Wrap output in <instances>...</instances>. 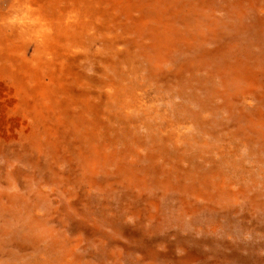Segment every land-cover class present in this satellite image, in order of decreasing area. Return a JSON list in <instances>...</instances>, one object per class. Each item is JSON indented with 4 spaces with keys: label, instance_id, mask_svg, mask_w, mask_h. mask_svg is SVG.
Here are the masks:
<instances>
[{
    "label": "bare ground",
    "instance_id": "6f19581e",
    "mask_svg": "<svg viewBox=\"0 0 264 264\" xmlns=\"http://www.w3.org/2000/svg\"><path fill=\"white\" fill-rule=\"evenodd\" d=\"M220 7L0 0V143L30 138L47 116L48 132L88 139L113 173L119 166L143 179L139 189L152 186L150 176L174 183L188 203L184 226L199 224L198 214L264 211V44L252 50V41L236 38L241 20L218 15ZM121 143L139 151L121 158ZM2 181L0 264L85 263L56 227L53 199L38 180L17 184L11 172ZM89 242L104 252L99 239ZM114 254L119 260L113 248L105 264Z\"/></svg>",
    "mask_w": 264,
    "mask_h": 264
},
{
    "label": "rangeland",
    "instance_id": "374dc122",
    "mask_svg": "<svg viewBox=\"0 0 264 264\" xmlns=\"http://www.w3.org/2000/svg\"><path fill=\"white\" fill-rule=\"evenodd\" d=\"M203 2L223 5L218 15L224 18L228 13L230 22L241 20L242 37L235 30L236 38L252 41V50L255 44L263 47L264 0ZM51 121L47 116L43 122L39 120L33 135L23 142L18 137L17 143H0V181L11 172L16 173L17 184L26 178L38 180L39 188L53 199L56 227L78 247L83 264H105L104 254L109 252L112 257L113 248L119 252L118 261L114 254V264H264L263 210L248 211L242 206V212L232 215L198 214L199 224L184 226L180 216L184 211L189 213L188 203L183 199L184 192L176 194L174 183L150 176L152 186L139 189L143 179L135 172L127 173L118 166L113 173V164L94 157L88 139L72 138L73 133L71 137L60 129L48 132ZM76 140L81 142L80 149L74 144ZM125 144L123 150L119 147L123 153L119 157L139 151L131 144L121 146ZM5 162L13 167L3 168ZM53 183L55 186L50 187ZM36 187L29 186L33 191ZM90 239L106 245L104 252L95 251ZM17 253L23 260L21 244Z\"/></svg>",
    "mask_w": 264,
    "mask_h": 264
}]
</instances>
